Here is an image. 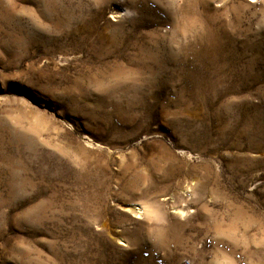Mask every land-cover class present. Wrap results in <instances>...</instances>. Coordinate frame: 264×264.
<instances>
[{
    "label": "rangeland",
    "instance_id": "obj_1",
    "mask_svg": "<svg viewBox=\"0 0 264 264\" xmlns=\"http://www.w3.org/2000/svg\"><path fill=\"white\" fill-rule=\"evenodd\" d=\"M0 264H264V0H0Z\"/></svg>",
    "mask_w": 264,
    "mask_h": 264
}]
</instances>
